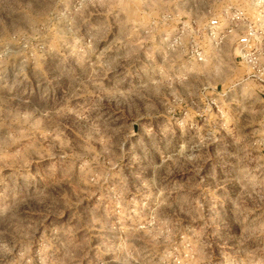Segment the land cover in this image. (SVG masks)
Instances as JSON below:
<instances>
[{"label": "rangeland", "instance_id": "obj_1", "mask_svg": "<svg viewBox=\"0 0 264 264\" xmlns=\"http://www.w3.org/2000/svg\"><path fill=\"white\" fill-rule=\"evenodd\" d=\"M235 9L264 28V0H0V264H264L262 83L198 31Z\"/></svg>", "mask_w": 264, "mask_h": 264}, {"label": "built area", "instance_id": "obj_2", "mask_svg": "<svg viewBox=\"0 0 264 264\" xmlns=\"http://www.w3.org/2000/svg\"><path fill=\"white\" fill-rule=\"evenodd\" d=\"M229 25L222 27L221 20L215 18L198 28L211 39L215 47H222L230 36L237 35L238 57L249 67L248 78H255L262 83L264 95V28H258L246 16L244 9H235L225 13ZM192 57L200 62H206V52L198 44L191 45Z\"/></svg>", "mask_w": 264, "mask_h": 264}]
</instances>
